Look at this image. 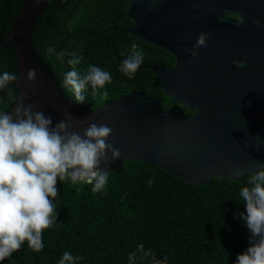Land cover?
Wrapping results in <instances>:
<instances>
[{
    "label": "trees",
    "instance_id": "obj_1",
    "mask_svg": "<svg viewBox=\"0 0 264 264\" xmlns=\"http://www.w3.org/2000/svg\"><path fill=\"white\" fill-rule=\"evenodd\" d=\"M130 1L47 0L31 39L71 100L80 103L71 88L63 86L65 73L72 70L67 63L72 53L83 57L76 65L80 74L94 64L112 75V81L95 94L90 86L83 91L80 104L96 108L133 90L162 95L159 76L149 64L161 60L163 48L131 33ZM24 2L0 0V74L6 71L17 79L16 48L3 40L12 32ZM132 43L143 51L144 60L130 78L119 66L130 54ZM49 45L66 53L63 63L48 57L45 49ZM16 82L8 88L18 95ZM171 102L163 98V107ZM12 106L7 89L0 90V111L7 112ZM108 172V183L98 193L86 183L58 180L53 201L58 217L42 234L43 249L33 251L25 242L0 264H59L65 251L82 257L77 264H129L128 255L139 244L146 251L151 249L157 259L167 256L168 264H236L238 255L250 247L249 230L239 215L246 214V202L239 193L249 186L248 177L243 181L213 178L197 185L138 159H125L122 168ZM137 257V264H150L140 260L139 253Z\"/></svg>",
    "mask_w": 264,
    "mask_h": 264
},
{
    "label": "water",
    "instance_id": "obj_2",
    "mask_svg": "<svg viewBox=\"0 0 264 264\" xmlns=\"http://www.w3.org/2000/svg\"><path fill=\"white\" fill-rule=\"evenodd\" d=\"M46 3L25 0L3 40L12 42L18 55V94L25 105H35L33 111L51 116L53 127L65 119L81 136L88 123L111 127L107 143L122 156L108 167L101 163L102 169H120L125 159H138L205 185L213 178L243 181L248 172L259 170L257 164L264 165V0L130 1L131 33L176 55L173 69L150 67L165 93L195 110L190 116L178 105L163 109L160 97L139 90L96 108L71 100L32 43V29ZM228 11L240 19L225 17ZM201 32L209 34L207 46L195 49ZM209 49L213 60L205 53ZM236 61L246 66L237 68ZM30 68L38 73L34 82L27 79ZM14 109L13 104L7 112ZM236 168L248 172L237 177L230 171Z\"/></svg>",
    "mask_w": 264,
    "mask_h": 264
},
{
    "label": "clouds",
    "instance_id": "obj_3",
    "mask_svg": "<svg viewBox=\"0 0 264 264\" xmlns=\"http://www.w3.org/2000/svg\"><path fill=\"white\" fill-rule=\"evenodd\" d=\"M208 39L209 34L201 32L194 48L206 47ZM45 51L49 58L55 57L63 63L64 51L57 52L55 45H49ZM71 55L67 63L72 70L65 73L63 86L70 87L76 101L82 103L83 91L90 86L95 94L112 81V75L94 64H89L80 74L76 65L83 57ZM143 60V51L132 43L130 54L121 62L119 71L132 78ZM235 64L237 68H244L246 61ZM37 77L36 69L30 68L28 81L34 82ZM16 80L15 74L6 71L0 74V90L7 89V97L15 105L12 114L0 111V261L19 251L25 242L33 251L43 249L42 234L54 226L58 217L53 203L58 195V180L86 183L92 185L93 193L101 192L109 179V172L101 168V163L108 167L122 156L118 148L107 143L113 133L111 127L88 123L83 136L72 130L73 125L65 119L53 127L51 116L33 111L35 105H25L23 94L15 95L14 90L8 88L9 83ZM103 94L107 96V92ZM256 167L259 170L251 172L230 169L237 177L248 172L246 183L249 185L239 193L246 202V214L239 215L249 230L250 247L238 255L236 264H264V165ZM137 253L140 260H149L150 264H168L167 256L157 259L151 249L145 250L144 244L129 253V264H137ZM80 259L82 257L65 251L59 264H77Z\"/></svg>",
    "mask_w": 264,
    "mask_h": 264
},
{
    "label": "flooded vegetation",
    "instance_id": "obj_4",
    "mask_svg": "<svg viewBox=\"0 0 264 264\" xmlns=\"http://www.w3.org/2000/svg\"><path fill=\"white\" fill-rule=\"evenodd\" d=\"M225 17L231 18L233 20H239L240 19L239 15L237 13L230 12V11L225 13ZM216 40H217V38H211L212 42L216 41ZM160 47H162V46H160ZM162 48L163 49H161V55L159 56V57H161V60H159L157 63H150L149 67L154 64V65H158V66H160L162 68H165V69H168V70L175 68L176 65L178 64V60H177L176 55L172 51H170L169 49L164 48V47H162ZM193 51H195V50H193V49L190 50L192 55H193ZM205 53L207 54V57L209 59L213 60L214 55L212 54L210 49L209 50H205ZM218 55L219 54H216V56H218ZM159 81H160V78H159ZM160 85H161V88H162V95L154 96V97H160L162 99V103H163V98L171 99V101H173L168 106H165V107H163V104H162V108L163 109H168V108H170V107H172L174 105H178L184 110L185 114H187L189 116L193 115L195 113V110L188 109L187 107L183 106L180 103V101L175 100L174 97L170 93H165L164 90H163V86H162L161 82H160Z\"/></svg>",
    "mask_w": 264,
    "mask_h": 264
}]
</instances>
